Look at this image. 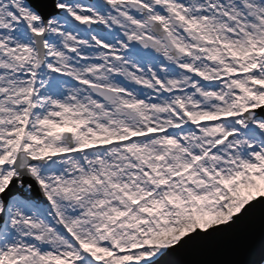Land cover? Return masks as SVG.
<instances>
[{
  "label": "snow or ice",
  "instance_id": "obj_1",
  "mask_svg": "<svg viewBox=\"0 0 264 264\" xmlns=\"http://www.w3.org/2000/svg\"><path fill=\"white\" fill-rule=\"evenodd\" d=\"M0 264H264V0H0Z\"/></svg>",
  "mask_w": 264,
  "mask_h": 264
}]
</instances>
